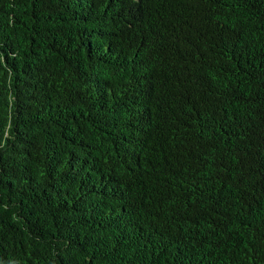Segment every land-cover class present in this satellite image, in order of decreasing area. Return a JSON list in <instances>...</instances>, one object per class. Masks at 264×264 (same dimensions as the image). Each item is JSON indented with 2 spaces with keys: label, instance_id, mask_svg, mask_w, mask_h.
<instances>
[{
  "label": "trees",
  "instance_id": "1",
  "mask_svg": "<svg viewBox=\"0 0 264 264\" xmlns=\"http://www.w3.org/2000/svg\"><path fill=\"white\" fill-rule=\"evenodd\" d=\"M0 264H264V0H0Z\"/></svg>",
  "mask_w": 264,
  "mask_h": 264
}]
</instances>
